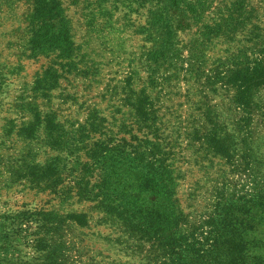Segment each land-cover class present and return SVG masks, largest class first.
Listing matches in <instances>:
<instances>
[{
  "label": "rangeland",
  "instance_id": "rangeland-1",
  "mask_svg": "<svg viewBox=\"0 0 264 264\" xmlns=\"http://www.w3.org/2000/svg\"><path fill=\"white\" fill-rule=\"evenodd\" d=\"M225 1L199 0L204 2L200 9L188 14L187 27L177 31L175 68L159 70V75L176 73L172 81L176 85L165 86L182 100L168 121L162 119L165 126L159 122L161 131L172 134L174 151L167 161L175 177L152 170L135 175L112 169L107 178L106 201L162 237L175 230L180 212L189 219L180 224L186 231L206 215L222 218L224 234L202 257L189 255V264L264 261V88L255 92L246 109L229 102L232 92L219 76L226 73L238 45L231 34L206 38L201 29L222 22L228 12L225 28L230 29L234 21L240 19L237 25L246 21L248 13L264 44V0H243L241 14L234 6L225 9ZM60 2L61 16L52 22L63 32L61 47L68 45L63 56L59 51L29 56L27 5L22 0H15L10 12L0 11V264H146V246L133 247L136 242L118 220L96 201L77 196L72 171L55 184L38 181L36 164L66 154L47 145L45 121L34 124L31 112L18 107L31 100L29 86L48 65L57 70L58 85L35 103L42 113L55 111L67 129L77 127L95 109L102 114L99 109L108 112L112 103L121 104L128 93V77L140 88L151 72L148 50L155 41L145 30L151 5L142 0ZM244 38L241 35L244 41L239 42L250 46ZM247 52L252 55L250 49ZM186 91L192 97L186 98L187 104ZM212 122L230 137L231 156L212 153L187 133ZM25 126L32 128L29 137L19 134ZM218 202L222 211L216 213ZM68 212H85L88 225L69 219Z\"/></svg>",
  "mask_w": 264,
  "mask_h": 264
},
{
  "label": "trees",
  "instance_id": "trees-1",
  "mask_svg": "<svg viewBox=\"0 0 264 264\" xmlns=\"http://www.w3.org/2000/svg\"><path fill=\"white\" fill-rule=\"evenodd\" d=\"M22 1L27 5L25 11L28 21L24 30L25 34H28L29 56H36L46 51V53L59 51L63 56L67 52L68 45L61 47L63 42L60 38L63 32L60 28L53 27L52 22V18L56 21L61 16L60 0ZM142 1L151 5L145 30L155 42L154 46L148 50L151 72L140 88H135L128 77V93L121 104L112 103L108 112L99 109L102 114H98L95 109L88 113L86 119L77 127L67 129L58 120L59 116L55 111L49 110L42 113L35 103L37 97L48 95L49 90L58 85L57 70L48 65L29 86V91L33 92L31 100L20 103L18 108L23 107V110H29L34 124L45 121L48 126V138L45 139L47 145L66 154L64 157L56 155L45 164H36L34 174L38 181L45 179L44 181L49 182V185L55 184L58 179H63L65 173L72 171L79 187L77 196L81 199L96 201L106 213L118 220L119 224H116L122 226L124 233L136 242L133 247L142 249L146 246V253H148L146 264H189L187 259L190 258L189 255L202 257V253L224 234L222 233L224 224L220 216L215 213L206 215L200 223L192 225L191 230L186 231L187 229H182L180 224L189 223V219L186 214L180 212L175 217V230L167 237H162L151 232L140 223L141 221H132L124 217L122 211L106 201L107 178L112 169L135 175L152 170L168 178L175 177L173 168L167 161L171 160L169 158L174 151V146L171 144L172 134L170 131L164 133L165 131H161L160 128L161 124L164 125V121L169 120L168 116L182 105V100H179L180 95L177 98L174 94L172 95L171 89L166 90L167 85H174V83L176 85V82L172 83L177 78L176 73L159 75V70L175 68L176 61L172 57V52L178 51L175 43L177 31L187 27L188 14H195L198 11L197 8L200 9V5L204 2L200 3L199 0L196 2L193 0ZM14 2L15 0H0V11L10 12ZM224 6H226L225 9L232 8L231 6L237 7L241 14L243 11L239 8H245V3L243 0H226ZM247 14L244 15L246 21L240 25H237L240 19L233 22L238 29L234 26L230 29L225 28V21L228 22L230 18L229 12L221 16L222 22L201 27L204 30L203 37H223V35L231 34L238 45L237 55L231 60L226 73L219 76V79L224 82L227 92L229 90L232 92L228 98L229 102L241 109L250 107L253 104L255 92L264 88V61L261 54L264 52L263 36L257 31V25L250 23L252 16ZM6 33L2 31V34ZM241 35L246 37L245 41L251 42L250 46L247 47L239 42L242 40H240ZM52 37L56 38L57 42L51 40ZM249 49L254 56L247 52ZM64 63L70 65L69 61ZM111 91L112 89H108L105 92L112 98ZM184 96L187 104L186 98L192 99V97L188 91ZM187 133H193L201 142L200 145L210 149L214 154L224 157L232 154L230 137L223 135L225 134L223 128L216 122H212L210 126H200ZM19 134L29 137L32 135V128L25 126L20 129ZM90 166L98 170L94 171V168ZM216 208H218V210L215 209L216 213L222 211L220 202L216 204ZM66 217L80 226L88 225V216L85 212H68ZM260 264H264V261L262 260Z\"/></svg>",
  "mask_w": 264,
  "mask_h": 264
}]
</instances>
